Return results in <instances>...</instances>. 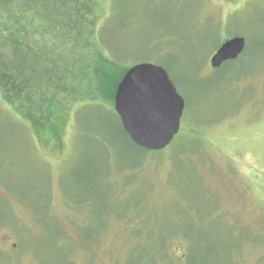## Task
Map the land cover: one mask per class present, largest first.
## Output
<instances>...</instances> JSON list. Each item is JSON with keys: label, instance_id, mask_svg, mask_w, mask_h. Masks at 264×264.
Listing matches in <instances>:
<instances>
[{"label": "rangeland", "instance_id": "rangeland-1", "mask_svg": "<svg viewBox=\"0 0 264 264\" xmlns=\"http://www.w3.org/2000/svg\"><path fill=\"white\" fill-rule=\"evenodd\" d=\"M95 1L117 61L168 71L181 129L142 151L115 105L65 99L50 139L0 91V264H264V0Z\"/></svg>", "mask_w": 264, "mask_h": 264}, {"label": "trees", "instance_id": "trees-1", "mask_svg": "<svg viewBox=\"0 0 264 264\" xmlns=\"http://www.w3.org/2000/svg\"><path fill=\"white\" fill-rule=\"evenodd\" d=\"M96 3L0 0V91L30 119V114L47 112L46 125L54 127L50 136L42 129L45 120L38 131L33 127L41 137L45 132L50 139H59L60 121L66 119L61 104L65 99L114 105L117 87L132 66L114 58L101 39L104 28L101 34L95 33ZM242 58L222 66H236ZM114 115L121 126L119 132L136 145L119 115Z\"/></svg>", "mask_w": 264, "mask_h": 264}, {"label": "water", "instance_id": "water-1", "mask_svg": "<svg viewBox=\"0 0 264 264\" xmlns=\"http://www.w3.org/2000/svg\"><path fill=\"white\" fill-rule=\"evenodd\" d=\"M246 39L226 40L211 58L214 68L237 59ZM185 100L168 71L161 65L141 62L131 66L115 94V110L123 128L139 147L159 151L168 147L181 129Z\"/></svg>", "mask_w": 264, "mask_h": 264}]
</instances>
